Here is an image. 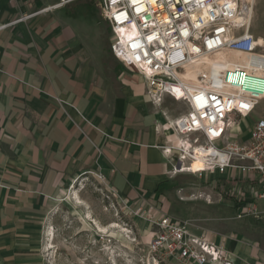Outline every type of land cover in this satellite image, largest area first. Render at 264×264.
Returning a JSON list of instances; mask_svg holds the SVG:
<instances>
[{
	"label": "crops",
	"instance_id": "1",
	"mask_svg": "<svg viewBox=\"0 0 264 264\" xmlns=\"http://www.w3.org/2000/svg\"><path fill=\"white\" fill-rule=\"evenodd\" d=\"M78 1L0 0V264H48L47 219L80 176L103 175L134 213L171 207L177 159L164 147L176 142L166 125L179 105L152 102L135 69L114 56L110 22L91 25ZM224 51L251 67V55ZM232 174L244 177L224 175ZM252 234L225 230L217 238L234 264H264V218Z\"/></svg>",
	"mask_w": 264,
	"mask_h": 264
},
{
	"label": "built area",
	"instance_id": "2",
	"mask_svg": "<svg viewBox=\"0 0 264 264\" xmlns=\"http://www.w3.org/2000/svg\"><path fill=\"white\" fill-rule=\"evenodd\" d=\"M242 5L243 0H102L101 13L112 28L114 56L135 69L152 102L179 105L178 115L166 127L181 136L180 144L164 147L176 153L173 173L239 172L254 182L257 200L243 206L242 213L264 215L258 203L264 202V110L253 121L247 140L228 135L233 115L250 116L264 100V48L253 32V14L245 13ZM132 29L134 34L122 37ZM224 49L251 55L253 67H227L214 79L236 90L208 82L202 72L200 85L180 76L198 56ZM198 158L203 166L194 170L192 163ZM135 213L151 221L148 253L154 262L234 264L225 244L196 232L194 223L167 213Z\"/></svg>",
	"mask_w": 264,
	"mask_h": 264
},
{
	"label": "rangeland",
	"instance_id": "3",
	"mask_svg": "<svg viewBox=\"0 0 264 264\" xmlns=\"http://www.w3.org/2000/svg\"><path fill=\"white\" fill-rule=\"evenodd\" d=\"M101 4L102 0H81L73 6L81 7V12L86 14L91 25L102 22L101 29H105ZM261 14H264V0H255L253 32L258 37L264 36ZM107 32L112 34V30ZM104 37L106 42L107 36ZM214 57L210 56L194 67L186 79L198 83V73H203L201 69L207 67ZM237 59V55L232 57V60ZM263 110L264 102L258 107V112L250 116L233 115L231 121L238 126L229 129V137L247 140L253 121ZM170 190L171 207H166V213L194 223L201 231L216 233L217 241V235L225 230H247L251 232V237L254 236L252 233L259 232V219H263L264 215L242 213L243 206L257 203L252 194L254 182L246 177L232 179L220 173L200 175L185 172L176 175ZM74 192L84 204L76 202ZM55 202L46 224L45 245L50 239L48 231L54 232V239L48 242V246L53 244L54 248L43 251L48 264H158L148 253L152 229L150 222L127 208L119 194L111 190L100 175L80 176L56 196ZM245 220L249 224L241 227L240 222ZM115 222L120 225L121 228L117 230L122 229V233L112 229L113 237L107 236L110 233L105 235L95 230L98 224L109 228ZM108 247L115 252L113 258Z\"/></svg>",
	"mask_w": 264,
	"mask_h": 264
},
{
	"label": "bare ground",
	"instance_id": "4",
	"mask_svg": "<svg viewBox=\"0 0 264 264\" xmlns=\"http://www.w3.org/2000/svg\"><path fill=\"white\" fill-rule=\"evenodd\" d=\"M252 5H253V7H252ZM254 7H255L254 0H243L242 9L244 10L245 13H248V14L252 13L254 15ZM134 33H135V31H134V29H132L130 32L129 31H125V32L121 33V35H122L123 38L126 39L128 36H130L131 34H134ZM258 44L261 45V46H264V39L263 38H259L258 39ZM224 50H229V49H224ZM224 50H220V51H218L216 53H211V54L210 53H207V54L198 56L195 60H193L191 63H189L187 65L186 71L183 72V73H181L180 76L183 79L187 80L186 79L187 74H190L191 73V70L201 60H203L207 56H211V55L217 54L214 57V59L212 60V62L209 64V66L207 68H205V70H204V74L207 75V77L205 79L208 82L214 83L215 85H217V84L218 85H221V87L224 90H229V91L236 90L235 88H230V87L226 86L221 81L220 82L214 81V79L216 78L217 74H219V72L222 71V70H224L225 68L231 67V66H235V65H241L240 63H237V62L231 60L229 52L228 51H224ZM230 51H235V50H230ZM217 62H218V64H217ZM250 66L253 67V64L251 63ZM187 81H189V80H187ZM189 82H192L193 84H196V85L203 84V81L201 79H200V81L198 83H196L194 81H189ZM215 82H217V83H215ZM230 125H231V121H230ZM230 125H229V129L231 128ZM173 134L176 136V142L175 143L176 144H180V138H181V136L178 133H175V132H173ZM202 166H203V162L199 158L196 159V160H194V162L192 163V168L194 170H196L197 168H201ZM185 172H188V173H191V174L194 173L191 170H186ZM74 194H75L74 198H75L76 202L78 204H80V205L84 204L83 201H81L80 197L78 196L77 192H74ZM119 227H120V225L118 223H116V222L113 223L112 225H110L109 228L98 224L95 227V230H96V232L99 231L100 233H103V234L106 233L105 235H107V233H110L107 236L113 237L114 231H112V229H114L115 231H118L119 233H122V231H121L122 229L121 230H117ZM52 232H53V230H52ZM52 236H53V238H52V240H53L54 239V232L52 233ZM52 245L49 246V248H54V246H52ZM108 249L111 250V254H112V258H113L115 252L112 250V247H108Z\"/></svg>",
	"mask_w": 264,
	"mask_h": 264
}]
</instances>
